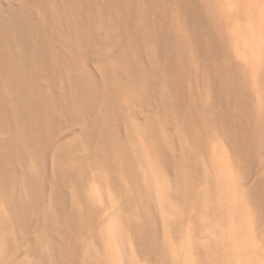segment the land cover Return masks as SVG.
I'll return each instance as SVG.
<instances>
[{"label":"bare ground","instance_id":"bare-ground-1","mask_svg":"<svg viewBox=\"0 0 264 264\" xmlns=\"http://www.w3.org/2000/svg\"><path fill=\"white\" fill-rule=\"evenodd\" d=\"M242 3L247 68L217 71L220 0H0V264L32 233L36 264H264L263 183L236 173L262 137L264 1Z\"/></svg>","mask_w":264,"mask_h":264},{"label":"rangeland","instance_id":"rangeland-1","mask_svg":"<svg viewBox=\"0 0 264 264\" xmlns=\"http://www.w3.org/2000/svg\"><path fill=\"white\" fill-rule=\"evenodd\" d=\"M220 1L222 2L224 6L223 8H225L224 14L220 16V19L222 22L221 26L223 28L225 37L227 38V45L229 47V53L227 56L225 53L213 59L211 62V65L214 68H216L217 71H220L224 69L226 65L231 66L234 62L235 64L239 65V70H241L242 68L246 69L247 66L240 60L238 56L236 58L235 52L238 51L237 47H239L241 44L240 38L238 36L240 32L243 31V29L248 26L249 21H250V16L248 12L246 11L249 9L247 8L245 3L241 4V0H228L227 6H226V0H223V1L220 0ZM259 1L263 2L264 0H259ZM216 15L218 14L216 13ZM217 17H219V15ZM253 20H255V17L253 18ZM90 60L94 62V57L91 56ZM248 71H250V68ZM210 75L211 74L209 73L208 75L204 73L202 74V77L199 79L200 81H199L198 93H196L195 95V98L198 102L205 101L207 98L212 100L214 97V91L212 88ZM249 80L250 78L248 77V83H249ZM248 83L245 82V85L248 87V90L251 96V104L249 106L248 113L255 116V118L260 117L263 120L262 121L260 119L262 123L260 120H257L258 122L255 123L256 128L262 131V137L260 139L259 147L257 151L254 152L253 157L249 160L247 159L244 162V166L242 168L237 169L236 173H237V176H239V174L241 173L242 175L241 177L243 179L241 178L240 181L242 182L243 185L250 186L255 181L261 180L263 183V187H264V100L261 101L259 99V96H260L259 92L257 90H253L251 85ZM74 132H75L74 128L64 130L54 138L51 145L49 146L50 148H48V154H47L48 163H50L51 160H53L54 153L57 147L65 140L69 139L73 135ZM170 134H173V135L176 134V131L174 128L170 129ZM47 172L50 173L51 175V167H50V170L48 171L46 170V173ZM46 198L47 197L45 196L44 199L46 200ZM108 211L109 210L107 208L103 209L102 214L100 215L93 229V233L97 232L99 226L105 221V217ZM158 235H159V243L162 244L163 240L165 241V239L168 236L167 221L165 217H160V220L158 222ZM33 237H34V233H32L29 239H25L19 248L13 251L10 258L6 260L5 264H36L39 254H37L32 249V247L29 245L30 244L29 242ZM176 243H178V241Z\"/></svg>","mask_w":264,"mask_h":264}]
</instances>
